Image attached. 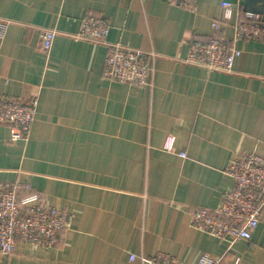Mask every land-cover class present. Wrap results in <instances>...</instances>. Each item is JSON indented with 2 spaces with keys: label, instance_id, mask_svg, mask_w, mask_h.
I'll list each match as a JSON object with an SVG mask.
<instances>
[{
  "label": "crops",
  "instance_id": "0c3cea01",
  "mask_svg": "<svg viewBox=\"0 0 264 264\" xmlns=\"http://www.w3.org/2000/svg\"><path fill=\"white\" fill-rule=\"evenodd\" d=\"M248 12L264 22V0H200L195 12L182 0H0V97L39 100L26 139L0 124V184H27L72 216L58 247L21 244L0 264H141L131 256L161 252L264 264V215L231 247L191 225L193 211L222 206L236 156L264 157V42L239 41L230 73L186 63L193 37L232 39ZM87 15L109 22V43L157 54L149 85L104 78L108 46L76 37ZM44 30L57 33L49 53Z\"/></svg>",
  "mask_w": 264,
  "mask_h": 264
},
{
  "label": "built area",
  "instance_id": "2783aa9c",
  "mask_svg": "<svg viewBox=\"0 0 264 264\" xmlns=\"http://www.w3.org/2000/svg\"><path fill=\"white\" fill-rule=\"evenodd\" d=\"M200 0H182L186 9L195 12ZM234 5L224 2L225 20L232 18ZM219 30V23L214 24ZM7 24L0 19V36ZM109 22L95 15H87L82 21L80 40L105 44L108 54L105 60L104 78L111 82L128 83L136 87L150 84L155 70L157 54L131 48L120 43H109ZM232 39L213 36L203 40L193 37L189 42L186 63L209 71L233 72L236 59L241 55L237 44L241 40L264 42V22L253 13H246L234 24ZM57 33L44 30L41 34V50L49 53ZM39 100L9 99L0 97V124L9 125L13 142L26 139L35 123ZM185 157V155H182ZM233 180L231 188L223 194V204L218 210L198 209L191 213V225L196 230L228 242L231 247L239 240L251 241L253 231L264 215V157L254 153L236 156L226 170ZM24 191H29L24 195ZM72 216L51 206L38 192H31L27 184L15 182L0 184V254L9 256L21 245L56 248L61 235L70 229ZM141 264H183L173 256L158 253L155 256L132 255ZM221 260L203 255L197 264H220ZM234 264H240L236 259Z\"/></svg>",
  "mask_w": 264,
  "mask_h": 264
}]
</instances>
